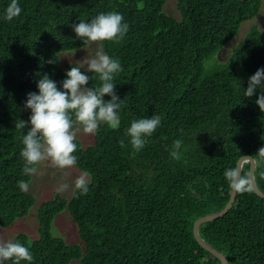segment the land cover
I'll list each match as a JSON object with an SVG mask.
<instances>
[{"label":"trees","instance_id":"16d2710c","mask_svg":"<svg viewBox=\"0 0 264 264\" xmlns=\"http://www.w3.org/2000/svg\"><path fill=\"white\" fill-rule=\"evenodd\" d=\"M9 3L0 0V226L12 227L36 203L18 187L33 178L23 174L20 155L27 129L15 127L29 119L26 94L36 91L38 73L62 81L71 65L61 68L60 55L90 44L75 37L71 24L118 11L128 33L100 44L123 67L115 78L124 99L120 127L102 124L88 147L76 140L75 166L91 177L87 194L44 202L39 238L15 240L30 248L34 264H222L200 246L194 224L226 208L233 191L226 171L237 172L244 157L257 160L264 193V112L255 95H243L248 77L264 67V30L253 26L227 62L215 56L259 15L262 0H178L180 19L165 13L166 0H19L21 14L8 21L2 17ZM212 56L217 65L204 75ZM101 83L94 75L89 86ZM153 115L161 125L137 151L126 129ZM176 139L183 141L179 160L170 155ZM249 171L247 164L241 177L248 180ZM66 209L84 247L53 234ZM200 235L229 264H264V198L251 186L237 192L230 211L201 225Z\"/></svg>","mask_w":264,"mask_h":264},{"label":"clouds","instance_id":"9594fccd","mask_svg":"<svg viewBox=\"0 0 264 264\" xmlns=\"http://www.w3.org/2000/svg\"><path fill=\"white\" fill-rule=\"evenodd\" d=\"M21 12L19 0H10L2 18L11 21ZM70 27L75 37L83 44L103 41L119 42L129 31L128 22L118 11L102 12L90 21H79L71 24ZM56 62L58 61L55 59L48 61L49 64ZM122 71L120 60L107 54L101 47L94 55L85 56L80 66H71L65 72L62 81L52 79L47 73L37 74L36 91L28 92L24 101V108L30 110L29 119L27 121L18 119L15 123L17 129H27L22 134L23 148L20 153L24 161L22 170L24 175L35 174L38 164L42 161H51L61 169L76 165L78 158L74 153L78 147L77 133L81 129L86 134H96L102 124L111 129L120 127L124 99H121L116 91L115 78ZM94 75L98 76L102 82L98 87L89 86ZM243 95L249 99L255 95V104L261 112H264V67L258 68L248 77L247 86L243 88ZM106 96L109 99H105ZM160 125L161 118L156 115L133 120L126 129V135L130 137L132 147L140 151L145 145V138L151 137ZM182 144V139H176L173 142L170 153L172 158L177 160L181 158ZM247 164L250 165L248 162L244 166ZM226 177L234 191L244 192L250 189L249 178L247 180L246 177H239L234 169L227 170ZM18 187L22 192L29 190V184L24 180L18 181ZM67 187L68 185H61L58 191H63ZM74 187L81 194H87L89 180L86 172L75 179ZM0 228L3 227L0 226ZM15 239L2 240L0 236V264H6L9 261L11 264H21V262L34 264L35 258L30 248Z\"/></svg>","mask_w":264,"mask_h":264},{"label":"rangeland","instance_id":"374dc122","mask_svg":"<svg viewBox=\"0 0 264 264\" xmlns=\"http://www.w3.org/2000/svg\"><path fill=\"white\" fill-rule=\"evenodd\" d=\"M178 0H166L165 12L170 16L180 19L181 15L177 7ZM264 21V0H262V7L260 8L259 15L250 21L242 24L236 38L225 45L221 51L215 56V61L225 63L229 60L234 49L243 42L244 38L249 34L251 28L256 26L259 30L263 31ZM101 48L100 42H91L87 47L71 53H62L60 55V67L66 68L67 65L80 66L81 61L85 56H92ZM212 56L205 63L204 75L213 71L217 63L211 62L214 58ZM213 58V59H212ZM83 71V69H82ZM95 134H86L82 129L77 133V139L82 142L84 147L91 146L95 143ZM83 174L75 165L70 168L61 169L53 164L51 161H42L37 166V172L33 174V179L29 184V192L35 198L36 203L32 207L28 216L21 218L11 228H0V236L2 240H14L20 234H27L33 240L39 238V222H38V209L44 202L51 201L55 196L61 195L62 197L70 200L76 190L74 187L75 179ZM88 180L91 177L88 175ZM61 185H68L63 191H58ZM53 234L57 237H62L67 244L84 247L78 233V226L72 219L68 210L60 214L53 223ZM71 264H82L81 260H75Z\"/></svg>","mask_w":264,"mask_h":264},{"label":"water","instance_id":"95a60500","mask_svg":"<svg viewBox=\"0 0 264 264\" xmlns=\"http://www.w3.org/2000/svg\"><path fill=\"white\" fill-rule=\"evenodd\" d=\"M250 163V173H249V183L251 188L254 190V192H256L260 197L264 198V194L260 191V189L258 188L256 182H255V177H254V173H255V168H256V160L252 157H244L242 158L239 163H238V167H237V174L239 177H241L242 175V169L245 163ZM237 196V192L236 191H232V195L230 198V201L228 203V205L226 206V208L221 211L220 213L217 214H212L209 216H205L202 217L200 219H198L195 224H194V236L196 238V240L198 241V243L205 249L208 250L209 252H211L212 254H214L217 258H219L223 264H228V260L224 257V255H222L221 253L217 252L214 248H212L200 235V227L201 225L216 220L220 217L225 216L230 209L233 207L235 199Z\"/></svg>","mask_w":264,"mask_h":264}]
</instances>
